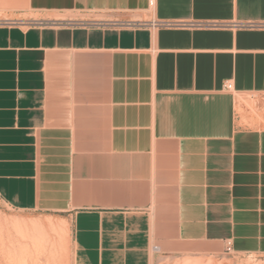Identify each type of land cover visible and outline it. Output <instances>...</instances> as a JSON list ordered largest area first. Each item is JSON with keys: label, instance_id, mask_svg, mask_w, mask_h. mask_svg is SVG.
Here are the masks:
<instances>
[{"label": "crops", "instance_id": "0c3cea01", "mask_svg": "<svg viewBox=\"0 0 264 264\" xmlns=\"http://www.w3.org/2000/svg\"><path fill=\"white\" fill-rule=\"evenodd\" d=\"M24 4L50 18L0 25V214L67 215L71 264L264 257V0Z\"/></svg>", "mask_w": 264, "mask_h": 264}, {"label": "rangeland", "instance_id": "374dc122", "mask_svg": "<svg viewBox=\"0 0 264 264\" xmlns=\"http://www.w3.org/2000/svg\"><path fill=\"white\" fill-rule=\"evenodd\" d=\"M2 4L0 3V25H29L31 24L35 19L39 18H45L48 19L50 17L40 16L37 14H30L26 11V7L24 4V0H2ZM4 3V5H3ZM57 19L62 20H71V21H80L87 19V17L77 16V15H59L55 16ZM238 103L252 108L253 104L259 100L257 96L252 95H245V96H236ZM1 218L3 220H9V219H17V218H23L21 216H24L22 214H16L10 211H2L0 214ZM26 217V216H24ZM40 219H47L43 217H38ZM50 219V218H49ZM53 221L57 222L58 224H63V236L62 238V254L60 256L58 264H71V234H70V222L69 218L65 214L61 215H53V218H51ZM3 233L4 235V241H6V232L9 230L7 229L8 226L3 225ZM7 230V231H6ZM13 235V233H11ZM16 240V239H15ZM8 243V242H7ZM4 246V249H2V253L0 254V264H12V258L10 257H23L24 263L23 264H46L45 258L42 256H39L37 258V263H33V260L29 258L25 253H22L21 250L18 248V242L14 241L12 245L10 246L7 244ZM64 244V245H63ZM12 247V248H11ZM65 251V252H64ZM233 261L235 263H242V264H264V257H258V256H245V257H239L234 258Z\"/></svg>", "mask_w": 264, "mask_h": 264}, {"label": "bare ground", "instance_id": "6f19581e", "mask_svg": "<svg viewBox=\"0 0 264 264\" xmlns=\"http://www.w3.org/2000/svg\"><path fill=\"white\" fill-rule=\"evenodd\" d=\"M49 218L3 220L0 216V254L7 242L11 246L14 241H17L18 248L31 258L33 263H37V258L42 256L45 258L46 264H58L62 254L63 224H58ZM5 224L9 230L6 232V241H4L5 232L3 233V225ZM10 258H12V264H23L25 262L23 257L22 259L13 256Z\"/></svg>", "mask_w": 264, "mask_h": 264}, {"label": "built area", "instance_id": "2783aa9c", "mask_svg": "<svg viewBox=\"0 0 264 264\" xmlns=\"http://www.w3.org/2000/svg\"><path fill=\"white\" fill-rule=\"evenodd\" d=\"M231 89H232V87H231L230 84H226V85H225V90H227V91H231ZM153 249L156 250L157 247H153ZM228 251H229V248L227 249V252H228Z\"/></svg>", "mask_w": 264, "mask_h": 264}]
</instances>
